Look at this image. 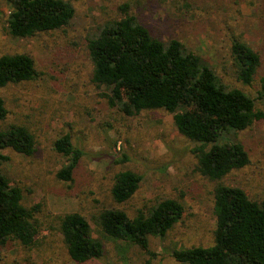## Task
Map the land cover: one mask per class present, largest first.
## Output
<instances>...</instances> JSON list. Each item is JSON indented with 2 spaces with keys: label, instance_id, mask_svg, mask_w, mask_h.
I'll list each match as a JSON object with an SVG mask.
<instances>
[{
  "label": "rangeland",
  "instance_id": "374dc122",
  "mask_svg": "<svg viewBox=\"0 0 264 264\" xmlns=\"http://www.w3.org/2000/svg\"><path fill=\"white\" fill-rule=\"evenodd\" d=\"M75 8L71 23L60 29L27 38L7 30L10 7L0 0V56L24 52L36 62V79L0 88L8 108L1 125L21 124L37 138V151L27 157L12 148L3 171L24 193V203H43L51 214L81 212L92 226L93 236L104 245L99 259L85 264H181L173 248L209 246L216 218L211 200L212 183L196 171L193 149L198 143L177 130L173 114L164 109L127 115L111 106L105 88L92 80L87 38L119 6L132 12L163 40L179 39L188 51L208 60L230 82L232 39L245 40L261 56L253 86H236L256 97L264 77V0H68ZM257 106H264L257 102ZM69 134L84 151L74 180L60 181L56 172L68 158L54 150V141ZM250 155V163L233 171L230 185L240 186L254 199L264 198V120L238 133ZM132 170L142 176L140 187L125 203L111 197L115 175ZM182 201V219L164 237H150L148 251L106 235L92 219L102 207L118 208L134 216L157 202ZM78 264L68 255L62 235L44 230L34 247L10 242L0 264Z\"/></svg>",
  "mask_w": 264,
  "mask_h": 264
},
{
  "label": "trees",
  "instance_id": "16d2710c",
  "mask_svg": "<svg viewBox=\"0 0 264 264\" xmlns=\"http://www.w3.org/2000/svg\"><path fill=\"white\" fill-rule=\"evenodd\" d=\"M9 7L8 32L18 38L60 30L75 16L68 0H3ZM117 17L108 19L87 38V52L93 66L91 80L105 88L111 106L127 115L143 110L164 109L173 114L180 134L198 143L196 171L212 183L211 200L216 224L209 246L173 248L171 255L181 264H264V198L254 199L227 178L250 163L238 133L264 120V77L256 97L236 86L251 87L261 65L260 54L241 38L230 47V82L198 53L188 51L177 38L156 37L131 10L119 6ZM35 59L19 52L0 56V88L36 79ZM8 108L0 95V256L10 242L26 248L36 245L40 233L54 230L62 235L68 255L78 264L99 259L103 242L93 236L89 219L81 212L49 213L43 203L26 205L20 186L3 171L12 148L31 157L37 138L26 125H1ZM54 150L67 157L56 177L74 180L84 151L73 145L69 134L54 141ZM142 176L132 170L115 175L111 197L125 203L138 190ZM182 201L163 199L133 217L126 211L102 207L92 215L108 236L148 251L150 237H164L184 215ZM12 264H31L16 262Z\"/></svg>",
  "mask_w": 264,
  "mask_h": 264
}]
</instances>
